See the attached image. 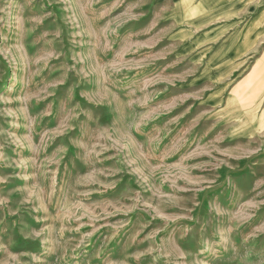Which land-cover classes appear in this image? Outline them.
<instances>
[{
  "label": "rangeland",
  "instance_id": "374dc122",
  "mask_svg": "<svg viewBox=\"0 0 264 264\" xmlns=\"http://www.w3.org/2000/svg\"><path fill=\"white\" fill-rule=\"evenodd\" d=\"M165 18L0 0V264H264L260 106L206 103Z\"/></svg>",
  "mask_w": 264,
  "mask_h": 264
},
{
  "label": "crops",
  "instance_id": "0c3cea01",
  "mask_svg": "<svg viewBox=\"0 0 264 264\" xmlns=\"http://www.w3.org/2000/svg\"><path fill=\"white\" fill-rule=\"evenodd\" d=\"M166 21L188 34L184 53L199 66L196 80L218 87L204 101L218 104L221 94L260 106L257 123H264V0H158ZM222 76V77H221ZM217 87V86H215ZM253 102H249L252 101Z\"/></svg>",
  "mask_w": 264,
  "mask_h": 264
}]
</instances>
